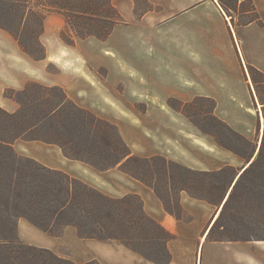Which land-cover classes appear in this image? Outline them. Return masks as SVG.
<instances>
[{
    "label": "crops",
    "instance_id": "1",
    "mask_svg": "<svg viewBox=\"0 0 264 264\" xmlns=\"http://www.w3.org/2000/svg\"><path fill=\"white\" fill-rule=\"evenodd\" d=\"M142 1L146 4L143 10L140 0H112L126 23L117 24L104 41L90 36L77 39L75 45L61 38L65 16L56 11L47 13L40 36L46 47L42 60L30 58L16 38L0 28V106L9 112L20 107L5 95L6 89L22 90L30 82L57 85L79 106L117 124L133 154L161 155L198 170H217L226 164L240 166V157L201 138L187 117L169 107L168 99L188 102L197 96L210 97L216 102L214 113L218 117L249 139L258 134L261 140L262 123H254L251 117L256 110L255 84L249 75L247 80L245 69L253 66L264 73V25H234L216 0ZM253 2L264 21V0ZM50 63L60 71L50 72ZM100 68L106 69L105 75L98 73ZM139 103L145 105V111L137 109L134 113ZM243 107L251 113L244 121L233 113ZM119 110L123 113L118 114ZM186 140L214 154H195ZM14 146H19L24 155L80 178L110 196L139 194L146 212L174 234L167 243L172 254L169 264H264V241L206 239L217 206L183 192L181 204L186 219H176L149 186L119 166L100 171L66 157L58 145L39 140L18 139ZM67 227L74 228L71 235L77 233L74 226ZM18 232L25 243L49 248L46 234L22 218ZM77 237L94 248L88 258L102 264H156L126 248L123 255L115 256L112 248L117 240Z\"/></svg>",
    "mask_w": 264,
    "mask_h": 264
},
{
    "label": "trees",
    "instance_id": "2",
    "mask_svg": "<svg viewBox=\"0 0 264 264\" xmlns=\"http://www.w3.org/2000/svg\"><path fill=\"white\" fill-rule=\"evenodd\" d=\"M218 1L234 25H264L253 0ZM53 11L65 16L61 38L70 45L90 36L104 41L117 24L126 23L112 0H0V28L10 32L24 52L42 60L46 49L39 37L46 14ZM232 12L239 13V21ZM34 35L44 50L40 56L24 41L25 36ZM249 68L264 108V73ZM5 95L20 107L9 112L0 106V264H101L97 260L77 263L49 248L24 243L18 235L21 218L49 234L75 226L82 238L118 240L156 264H169L172 259L167 243L174 234L146 212L139 194L113 197L103 193L63 170L20 154L14 148L18 139L56 144L66 157L100 171L119 166L149 186L176 219H186L183 192L221 207L208 241H264L258 236L264 226V133L259 150L254 151L258 154L249 157L211 133L218 145L248 160L247 165L198 170L161 155L133 154L115 124L79 106L60 86L30 82L22 90L6 89ZM204 99L213 101L215 108V100L204 96L188 102L169 98L168 104L203 130L188 110ZM140 246L153 250L147 252Z\"/></svg>",
    "mask_w": 264,
    "mask_h": 264
},
{
    "label": "rangeland",
    "instance_id": "3",
    "mask_svg": "<svg viewBox=\"0 0 264 264\" xmlns=\"http://www.w3.org/2000/svg\"><path fill=\"white\" fill-rule=\"evenodd\" d=\"M216 1H218V0H216ZM218 3H219V1H218ZM139 6H140V9L143 10L146 7V4L144 3V1L140 0ZM232 13L236 16V21H239V19H240L239 13L238 12H232ZM228 17L231 20V17L229 15H228ZM39 40H40V37H39ZM24 41H26V44L29 45V48L32 49V51L34 52V54L36 56H40V55L43 54L44 50H43L42 45L44 46V44L41 42V40H40V42L42 43V45L39 44V42L37 40V35L31 36V37H26L25 36L24 37ZM45 49H46V47H45ZM24 53H26V52H24ZM27 55L30 58L34 59L29 54H27ZM34 60H36V59H34ZM48 70L50 72H59L60 71V69L55 64H52V63H50L48 65ZM245 72H246L247 80L249 81V76H250V78L252 80L250 68H246L245 69ZM98 73L100 75H105L106 74V69L105 68H100L98 70ZM252 82H253V80H252ZM262 86L264 87V84ZM121 89H122V85L120 84L119 85V90L121 91ZM250 89L252 90L251 84H250ZM252 92H253V90H252ZM254 92H253V98H254V103L256 105V110H255V113L251 115V117L253 118L252 121H254V123L256 122L257 124L260 125V123H262L263 120H264V119H262V116L264 117V108H263L261 102L259 101L258 92L256 90V86L255 85H254ZM135 107L136 108H134V113H136V112L138 113L137 109H140V111H143V112L145 111V105L144 104L139 103V104H136ZM169 107L170 108H173L171 106H169ZM213 107H214L213 101L204 99V100H199V102L195 105L194 108H190L188 110L190 112V114H192L193 120H195L200 125V127L203 129V130H201V129L197 128L193 124V122L190 121L196 127V128L194 127V130L197 132V134H199V136H201V138H204V139L210 141L212 144H216L220 148L225 149L224 147H222V146H220V145L217 144L216 139L211 134V133H214V134L217 135L218 139L220 141H222L224 144H226L227 146H231V147H234V148L238 149L242 153V155L247 156V157H249L251 154H253L254 151H255V149H256V151L259 150V146H260V143H261L262 138L260 140V138L257 137L258 134H256V137L254 139H249L246 135H244L243 133H241V132L237 131L236 129H234L226 120L222 119L221 117H218L214 113V111H213L214 108ZM165 108H166L165 109L166 112H168V108L167 107H165ZM163 109H162L161 113L163 112ZM116 112L118 114L123 113V111H121V110L116 111ZM93 113H95V112H93ZM154 113L157 114V112H154ZM233 113L239 115L238 116L239 119H242L243 121L244 120H247L248 117H250V114H251V113L249 114L248 111H246L244 109V107L241 109V111H239V112H233ZM95 114L97 116L101 117V118H104V117L98 115L97 113H95ZM214 116H217L218 118H220L222 120V122L216 121V119L214 118ZM155 117H156V115H155ZM104 119H106V118H104ZM106 120H108V119H106ZM110 122H112V121H110ZM113 124H115V123H113ZM115 125L118 127L117 124H115ZM118 130L120 132L119 127H118ZM261 132H262V130H261ZM263 133H264V131H263ZM120 134H121V132H120ZM241 136H243V137H245V138H247L249 140H252V143L251 144L246 143L245 140L243 139V137H241ZM262 137H263V135H262ZM15 142H14V144H15ZM186 144H188L187 146L195 154H202L204 156H209V157H211V154H214L210 150H205L202 145L190 143L189 140H186ZM14 148L16 149L15 146H14ZM17 148L18 149H16V151L19 152L20 154H23L21 152L20 147L18 146ZM225 150H227V149H225ZM227 151H229V150H227ZM256 154H258V152ZM237 156L240 157L239 155H237ZM240 158H241V164L238 167L239 168H242L243 166H245L247 164V161L248 160H246L243 157H240ZM86 179H88V177H86ZM113 179L115 181H120L116 177H114ZM92 182H94V181L92 180ZM211 206L214 207L215 205L211 204ZM22 219H23V221L25 220L28 223H30L33 226H35L41 232L43 231L46 234V236L48 237V240H49V242H48L49 248L52 249V251H54L56 254H58L61 257L68 258V259H71V260L77 262L78 260L80 261V260H84V259L88 258V256L91 254V250L94 249L90 245V243H88V241H80V239L77 237L79 235H78V230H77V228L75 226L74 227L77 230V233H75V235H71L70 234V232H72V230L74 229V228L72 229L71 227L65 228L61 233L49 234L48 232H46L42 228L38 227L37 225L33 224L32 222H30L26 218H22ZM56 232H59L58 228L56 229ZM18 235H19V232H18ZM258 236H260V238L264 239V226H262L261 229L258 231ZM19 237H20V235H19ZM92 239H94V238H92ZM111 241H113V240H111ZM119 242H116V246L112 248L113 254L115 256H118V257H120L121 255H123L122 254L123 253V248L130 249L126 245H124L122 242H120V243ZM140 247H142V249L145 250V251H147V252H151L153 250L150 246H148V247L147 246H144V247L143 246H140ZM91 260H97V261H99L98 259H95V258H93V259L88 258L85 262H88V261H91ZM85 262H81V263H85ZM115 262L116 261H114V264H121L120 262L119 263L118 262L115 263ZM77 263H80V262H77Z\"/></svg>",
    "mask_w": 264,
    "mask_h": 264
},
{
    "label": "bare ground",
    "instance_id": "4",
    "mask_svg": "<svg viewBox=\"0 0 264 264\" xmlns=\"http://www.w3.org/2000/svg\"><path fill=\"white\" fill-rule=\"evenodd\" d=\"M251 111L252 112H254V110L253 109H251ZM262 119H264V117L262 116ZM262 126H263V128H264V120H263V122H262ZM220 209H221V207H219V210H218V212H217V214H216V216H215V218H214V220H213V222L212 223H214V221L216 220V218L218 217V215H219V212H220ZM210 228V227H209ZM207 231H209V230H207ZM208 233V232H207Z\"/></svg>",
    "mask_w": 264,
    "mask_h": 264
},
{
    "label": "water",
    "instance_id": "5",
    "mask_svg": "<svg viewBox=\"0 0 264 264\" xmlns=\"http://www.w3.org/2000/svg\"><path fill=\"white\" fill-rule=\"evenodd\" d=\"M246 165H247V164H246ZM246 165H245V166H246Z\"/></svg>",
    "mask_w": 264,
    "mask_h": 264
}]
</instances>
